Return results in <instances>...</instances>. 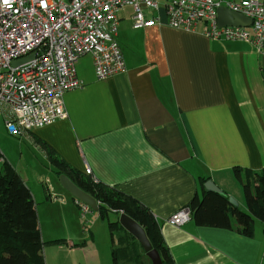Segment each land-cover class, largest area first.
<instances>
[{"label":"crops","instance_id":"0c3cea01","mask_svg":"<svg viewBox=\"0 0 264 264\" xmlns=\"http://www.w3.org/2000/svg\"><path fill=\"white\" fill-rule=\"evenodd\" d=\"M145 15L156 23L134 28L130 6L117 12L123 72L97 79L92 57H80L76 75L82 85L64 94L66 117L11 137L17 156L1 143L0 154L36 204L67 207L65 221L77 205L52 182L56 168L42 145L84 178L115 188L148 209L174 264H264L260 221L252 237L198 226L192 219L180 227L166 222L194 196L201 197L207 180L247 211L233 168H264V54L249 42L209 39L201 25L193 30L169 26L164 0ZM3 125L0 118L4 132ZM40 159L46 169H37L39 163L44 166ZM86 167L90 175L84 173ZM24 174L46 182L33 189ZM55 196L60 201L50 199ZM88 219L104 220L98 212ZM41 229L45 264H54L53 252L65 246L72 250L70 232ZM88 234L94 238L92 231Z\"/></svg>","mask_w":264,"mask_h":264},{"label":"built area","instance_id":"2783aa9c","mask_svg":"<svg viewBox=\"0 0 264 264\" xmlns=\"http://www.w3.org/2000/svg\"><path fill=\"white\" fill-rule=\"evenodd\" d=\"M123 6L132 8L134 28L156 23L145 10L157 9L158 0H0V118L11 135L66 117L64 94L82 85L76 75L80 57H92L97 79L125 70L116 40L117 12ZM164 6L173 28L193 30L201 25L209 39L249 42L264 54L262 0H164ZM220 6L250 18V26L218 25ZM30 55L31 59L13 65ZM84 173L90 175L91 168ZM74 202L82 217L91 212L87 204ZM190 219L191 211L185 206L166 222L180 227Z\"/></svg>","mask_w":264,"mask_h":264},{"label":"trees","instance_id":"16d2710c","mask_svg":"<svg viewBox=\"0 0 264 264\" xmlns=\"http://www.w3.org/2000/svg\"><path fill=\"white\" fill-rule=\"evenodd\" d=\"M42 147L47 151L58 177L60 174L66 175L99 202L98 214L102 219L110 220L109 213H114V220L108 221L113 264H151L142 246L118 224L120 212L140 224L152 248L159 252L162 264H174L163 242L157 221L148 209L115 188L84 178L66 166L48 146ZM0 164V264H45L44 241L32 194L1 154ZM233 172L241 183L247 211L231 204L227 196L204 187L201 197L194 196L187 207L191 211V219L198 226L234 230L246 237H252L255 220L264 224V168L254 171L235 166ZM201 181L205 179L201 178ZM115 230L118 233L113 235Z\"/></svg>","mask_w":264,"mask_h":264},{"label":"rangeland","instance_id":"374dc122","mask_svg":"<svg viewBox=\"0 0 264 264\" xmlns=\"http://www.w3.org/2000/svg\"><path fill=\"white\" fill-rule=\"evenodd\" d=\"M3 130L4 132L0 130V143L3 144L5 148L9 149V153L11 152L12 155L17 156L15 141L10 138H17L19 136L11 135L6 129ZM40 160L44 166H42L38 162L39 164H37V169H46L45 163H43L44 161L42 159ZM22 162L25 164V160ZM24 175H27V177H30L31 181H33L30 182L33 189H35V186H43L42 184L46 182V180L38 181L36 176L32 177L28 174ZM51 178L53 183L60 184L57 176H55L53 173H51ZM64 192L68 197H72L67 191L64 190ZM55 198L56 199H50H53V201H60L58 196H55ZM49 206V204L45 203L36 204V213L38 216L41 235L42 225L44 228V233H49L51 230H55L57 233L67 234L68 231L75 239L74 246L72 245L71 248L72 250L68 249L66 246V249H55L57 251L53 252L52 256V261L54 264H113L109 249V246L111 244V231L108 225V221H113L115 218V215L113 213L109 214L110 220L105 218L104 220L100 219L99 221L94 223L88 219V216L90 215V213H94L96 211H91L87 214L86 217H82L79 208L75 206L76 210L74 209L73 213L68 212V214L66 215V222L64 220L65 215L63 214L66 212L67 207L61 206L54 208ZM37 207L40 209V219ZM75 215H77V218ZM256 222H259V220L256 219L255 223ZM67 223L69 225L68 227ZM89 231H92V233L94 234V238L89 236V234L87 236L84 235L89 233ZM113 233L116 234L118 233V231L115 230ZM45 244L46 242H44L43 249Z\"/></svg>","mask_w":264,"mask_h":264},{"label":"water","instance_id":"95a60500","mask_svg":"<svg viewBox=\"0 0 264 264\" xmlns=\"http://www.w3.org/2000/svg\"><path fill=\"white\" fill-rule=\"evenodd\" d=\"M227 13L228 18H224L223 14ZM217 23L220 26H235V27H248L251 24V19L234 11H231L225 6H220L217 8ZM33 55H30L26 58L16 60L13 62V65H19L25 61L31 59ZM60 186L67 191L72 198L77 199L85 204H87L92 211L98 212L99 203L94 197H92L87 192L80 189L73 181L64 174H60L58 177ZM203 187L206 190L213 191L219 194H222V191L216 186L211 180L204 182ZM228 201L237 206V202L232 198L228 197ZM118 224L135 240L142 246L146 257L150 260L151 264H162V259L159 252L152 248V245L140 224L132 219L127 214L120 212L118 217Z\"/></svg>","mask_w":264,"mask_h":264},{"label":"bare ground","instance_id":"6f19581e","mask_svg":"<svg viewBox=\"0 0 264 264\" xmlns=\"http://www.w3.org/2000/svg\"><path fill=\"white\" fill-rule=\"evenodd\" d=\"M74 246V245H73Z\"/></svg>","mask_w":264,"mask_h":264}]
</instances>
